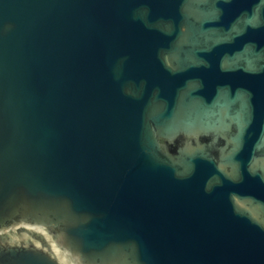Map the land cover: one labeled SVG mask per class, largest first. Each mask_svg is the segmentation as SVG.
Wrapping results in <instances>:
<instances>
[{"label":"water","instance_id":"95a60500","mask_svg":"<svg viewBox=\"0 0 264 264\" xmlns=\"http://www.w3.org/2000/svg\"><path fill=\"white\" fill-rule=\"evenodd\" d=\"M0 264H264V0H0Z\"/></svg>","mask_w":264,"mask_h":264}]
</instances>
